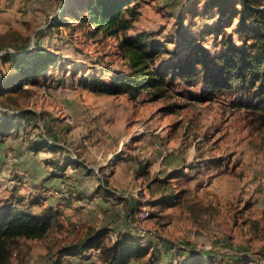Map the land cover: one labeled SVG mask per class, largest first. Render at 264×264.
<instances>
[{
  "label": "rangeland",
  "instance_id": "374dc122",
  "mask_svg": "<svg viewBox=\"0 0 264 264\" xmlns=\"http://www.w3.org/2000/svg\"><path fill=\"white\" fill-rule=\"evenodd\" d=\"M80 1L0 0L8 44L1 55L33 47L57 55L37 77L0 93V118L18 121L0 135V211L17 201L56 213L45 235L13 244L11 264H105L96 247L63 249L100 232L101 244L127 232L148 246L130 264H193L201 254L210 264H264V126L237 105L241 93L199 99L202 83L181 78H167L158 98L149 88L134 98L89 89L85 78L109 81L138 54L71 15ZM124 13L123 34L149 32L165 45L150 62L157 70L200 42L220 54L224 33L243 43L238 16L213 0H131ZM9 67L0 60V83ZM41 139L59 146L35 147ZM44 170L61 178L53 193Z\"/></svg>",
  "mask_w": 264,
  "mask_h": 264
},
{
  "label": "trees",
  "instance_id": "16d2710c",
  "mask_svg": "<svg viewBox=\"0 0 264 264\" xmlns=\"http://www.w3.org/2000/svg\"><path fill=\"white\" fill-rule=\"evenodd\" d=\"M131 0H81L72 13L83 22L93 24L96 30H102L119 38L120 46L132 56L128 70L114 72L109 81L99 76L85 78L84 85L97 92L117 94L127 93L131 98L138 96L144 89H151L153 96L163 95L167 78L174 82L181 78L187 84L202 83L199 99H211L219 93L239 92L241 97L237 105L244 107L251 115V122L264 126V1L263 0H213L220 9L231 10L237 15V31L243 43L236 44L232 35L223 34L224 50L213 55L203 43L193 46L191 52L178 62L157 70L150 65L153 57L166 50L165 45L153 41L149 32L137 36L123 34L129 27L124 6ZM241 4L242 8H237ZM77 10V12H75ZM59 23L67 22L60 15ZM227 24H225L226 26ZM226 28H222L225 31ZM0 34V52L8 45ZM16 53L7 51L0 60L10 63L9 72L1 73L0 93L14 89L25 79L37 77L56 61L57 55L45 47L23 49ZM30 111L21 115L25 117ZM7 119L0 118V135H6L18 127V121L5 112ZM17 130V129H16ZM46 146L57 149L46 139L35 142V147ZM168 197V196H167ZM17 201L9 202L0 211V264H11L12 246L21 237L37 238L45 235L56 219V213L36 214L28 207L20 206ZM100 233L91 235L85 241L74 242L63 249L66 253H82L96 247L105 259V264H130L134 257L143 256L148 251L136 234L121 233L109 244H101ZM193 264H210L208 256L201 254L192 258ZM150 263V262H149Z\"/></svg>",
  "mask_w": 264,
  "mask_h": 264
},
{
  "label": "crops",
  "instance_id": "0c3cea01",
  "mask_svg": "<svg viewBox=\"0 0 264 264\" xmlns=\"http://www.w3.org/2000/svg\"><path fill=\"white\" fill-rule=\"evenodd\" d=\"M62 160L60 161H56L55 162V164L56 165H58V166H60V165H62ZM36 166V165H35ZM39 165H37L36 167H33L32 168V170H34V169H38L39 167H38ZM48 168H50V169H52V167L51 166H48ZM56 171H58V173H62L61 172V170H56ZM50 172L51 171H45L44 170V173H43V175H44V180H43V182H44V184H45V188L47 189L46 191H48L49 193H53L52 192V188H54V187H57V185L59 184V181L61 180V178L60 177H57V176H51L50 175ZM64 175H68V174H64ZM76 175V174H75ZM78 174L75 176V177H77L78 178ZM47 177H48V179H47ZM46 179V180H45ZM79 179V178H78ZM53 185V186H52ZM78 189H82V191H84V188H78ZM95 189V188H94ZM55 197V196H54ZM56 199L58 198V196H56L55 197ZM59 199V198H58Z\"/></svg>",
  "mask_w": 264,
  "mask_h": 264
},
{
  "label": "water",
  "instance_id": "95a60500",
  "mask_svg": "<svg viewBox=\"0 0 264 264\" xmlns=\"http://www.w3.org/2000/svg\"><path fill=\"white\" fill-rule=\"evenodd\" d=\"M1 55V54H0Z\"/></svg>",
  "mask_w": 264,
  "mask_h": 264
}]
</instances>
